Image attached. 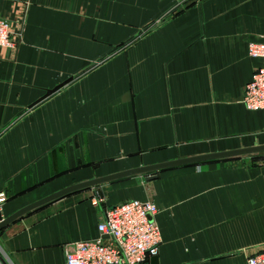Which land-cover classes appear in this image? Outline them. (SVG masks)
Segmentation results:
<instances>
[{"label":"crops","instance_id":"1","mask_svg":"<svg viewBox=\"0 0 264 264\" xmlns=\"http://www.w3.org/2000/svg\"><path fill=\"white\" fill-rule=\"evenodd\" d=\"M0 17L20 33L0 47V220L95 177L264 144V111L241 103L264 0H0ZM263 157L68 193L0 230V262L64 264L106 208L139 199L158 207L157 264H245L264 247Z\"/></svg>","mask_w":264,"mask_h":264},{"label":"built area","instance_id":"2","mask_svg":"<svg viewBox=\"0 0 264 264\" xmlns=\"http://www.w3.org/2000/svg\"><path fill=\"white\" fill-rule=\"evenodd\" d=\"M19 36L10 20L0 17V47L15 48ZM247 54L260 59V65L244 86L241 103L248 110L264 111V32L258 41L247 43ZM93 199L96 205L102 201L96 194ZM157 212L153 201L139 199L106 208L95 238L65 244L64 264H142L157 254L161 242ZM245 264H264V247Z\"/></svg>","mask_w":264,"mask_h":264},{"label":"water","instance_id":"3","mask_svg":"<svg viewBox=\"0 0 264 264\" xmlns=\"http://www.w3.org/2000/svg\"><path fill=\"white\" fill-rule=\"evenodd\" d=\"M69 81V79L65 80L64 82H61L60 84L54 86L51 89L46 90L44 97L48 96L49 94L55 92L59 88H61L64 84H66ZM258 152H264V144L262 145H256L252 147H245V148H238L233 150H227V151H219V152H212V153H206V154H199L194 155L190 157H184V158H176L173 160L160 162L156 164L151 165H144L139 166L136 168H131L119 172H115L112 174H108L105 176L95 177L89 180H85L82 182H78L75 184H71L69 186H66L60 190H57L47 196H44L43 198L36 200L30 204H27L26 206L16 210L12 214L8 215L5 218H2L0 220V230L4 227H6L8 224L12 223L14 220L20 218L24 214H26L29 211H32L38 207H41L55 199H58L68 193L84 189V188H93L99 184L113 181L119 178H123L130 175L135 174H145L146 180H151L156 177V172L165 168L175 167V166H181V165H188V164H194L209 160H216V159H223V158H229L234 156H240L245 154H251V153H258ZM145 263L150 264H157L156 256L150 257L148 260H145Z\"/></svg>","mask_w":264,"mask_h":264},{"label":"rangeland","instance_id":"4","mask_svg":"<svg viewBox=\"0 0 264 264\" xmlns=\"http://www.w3.org/2000/svg\"><path fill=\"white\" fill-rule=\"evenodd\" d=\"M94 192H95L96 195L99 196V193H98L97 189H94ZM99 197H100V196H99Z\"/></svg>","mask_w":264,"mask_h":264}]
</instances>
